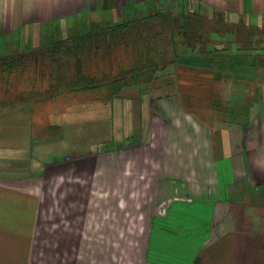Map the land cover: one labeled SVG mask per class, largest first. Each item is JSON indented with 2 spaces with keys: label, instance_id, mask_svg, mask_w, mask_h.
I'll list each match as a JSON object with an SVG mask.
<instances>
[{
  "label": "crops",
  "instance_id": "1",
  "mask_svg": "<svg viewBox=\"0 0 264 264\" xmlns=\"http://www.w3.org/2000/svg\"><path fill=\"white\" fill-rule=\"evenodd\" d=\"M191 4L264 28V0H0V55L45 48L82 22ZM256 53L191 57L218 61L202 84L177 85L169 67L111 98L49 94L35 106L44 121L31 109L6 112L14 124L29 117L36 156L26 172L0 176V264H264V54ZM36 182L26 209L10 197L8 186Z\"/></svg>",
  "mask_w": 264,
  "mask_h": 264
},
{
  "label": "trees",
  "instance_id": "2",
  "mask_svg": "<svg viewBox=\"0 0 264 264\" xmlns=\"http://www.w3.org/2000/svg\"><path fill=\"white\" fill-rule=\"evenodd\" d=\"M102 48L109 58H115L113 52L124 50L125 57L115 65V75L104 74L105 78L100 80L79 66L69 77H63L57 84L52 82L51 86L62 87L51 94L105 88L107 98H111L126 85L151 83L159 72L171 71L169 67H174L177 85L189 78H196L193 80L202 84L207 79H214L218 61L215 59L211 66L190 64L191 57L203 61L212 55L235 57L258 50L264 54V28L232 23L223 18V13L210 15L208 10L191 4L111 25L94 20L89 32L60 38L44 50L51 58L70 56L78 66L86 51L94 49L98 52ZM20 54L0 55V67L11 74L16 67V58L26 56Z\"/></svg>",
  "mask_w": 264,
  "mask_h": 264
},
{
  "label": "rangeland",
  "instance_id": "3",
  "mask_svg": "<svg viewBox=\"0 0 264 264\" xmlns=\"http://www.w3.org/2000/svg\"><path fill=\"white\" fill-rule=\"evenodd\" d=\"M80 26L77 30L78 33L71 29L70 31L68 30L67 36L87 33L91 29V25L86 26L83 22ZM65 27L72 28V25ZM166 32L168 33L169 31L167 30ZM115 52H113V55H116L115 58H109L108 52L104 48L98 52H95L94 49L91 52L86 51L82 58L83 60L79 61L80 65L77 66L75 60L70 56L60 55L62 56L60 58L59 56L51 58L49 53H46L44 48L40 47L37 50L28 49L13 53V56H20V53H25L26 56L21 59L16 58V67L14 66L11 74L3 67H0V176L8 175L7 172H26L23 168L27 164V160H32L36 156L35 152L31 150L33 147L32 136L34 134L28 124L29 117L18 115V122L14 124L17 117L6 112L17 110L18 107L31 109L37 114L38 118L44 121L49 114L47 113L45 117H42L38 113L35 108L36 106L39 109L37 101L43 99L44 96H49L54 91L57 92L62 87L59 85L49 87L51 82L57 84V81L62 80L63 77H69L74 74L79 66H82L83 70L87 69L85 71H90L92 75H95L100 80L105 78L104 74L110 75L111 73V75H115L117 71L116 63H121V59L125 57L123 49ZM82 91L90 92L95 96L99 95L98 93L106 94L105 88L84 89ZM5 92L10 93L5 94ZM63 93L57 95H62ZM46 107H44V110ZM33 119L34 116H31L30 120ZM18 184L7 188H12L13 190V193L10 192V197L14 201L16 199L17 202L22 203V207L26 209L27 203H30L29 198L33 195L32 191L34 188H38V182L33 183V185L26 184V187ZM7 215L8 219L17 218L13 217L9 212H7ZM16 230L17 234L25 235L28 228H18Z\"/></svg>",
  "mask_w": 264,
  "mask_h": 264
}]
</instances>
